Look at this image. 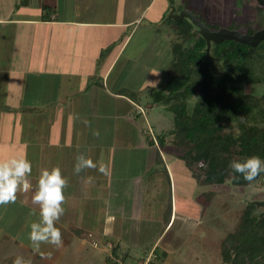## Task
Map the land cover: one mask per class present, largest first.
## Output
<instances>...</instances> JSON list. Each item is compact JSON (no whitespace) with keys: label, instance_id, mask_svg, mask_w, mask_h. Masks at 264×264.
Wrapping results in <instances>:
<instances>
[{"label":"crops","instance_id":"obj_1","mask_svg":"<svg viewBox=\"0 0 264 264\" xmlns=\"http://www.w3.org/2000/svg\"><path fill=\"white\" fill-rule=\"evenodd\" d=\"M170 1L174 12L189 9L184 0ZM16 8L14 14H0V159L26 154L32 188L19 191L15 203L0 205V227L10 220L9 211L32 206L41 169L58 166L68 186L59 219L64 221L56 226L76 227L66 230L68 237L86 240L79 228L99 226L101 238L112 240L110 228L118 230L126 217L159 222L161 197L158 209L171 210L158 243L179 215L173 191L170 207L164 198L174 189L177 158L160 156L157 139L171 128L156 132L154 123L158 112L170 111L152 101L172 64V56L159 62L177 29L172 23L169 30L164 20L169 0H26ZM150 112L155 119L148 118ZM80 153L97 168L103 165L105 173L94 168L74 174ZM89 176L94 180L86 185ZM13 236L0 245V264H13L16 254L31 250ZM114 259L110 262L118 264V256Z\"/></svg>","mask_w":264,"mask_h":264},{"label":"trees","instance_id":"obj_2","mask_svg":"<svg viewBox=\"0 0 264 264\" xmlns=\"http://www.w3.org/2000/svg\"><path fill=\"white\" fill-rule=\"evenodd\" d=\"M167 22L176 24L178 40L171 46L174 58L165 85L152 91V101L173 117L172 128L157 136L160 147L189 169L196 167L192 174L201 184L229 181L245 186L264 181V172L249 182L229 167L232 160L252 155L264 160V92L243 89L249 83H264V39L254 46L230 39L207 46L188 18ZM213 62L221 73L214 71ZM194 95L188 111L187 101ZM254 209L245 204L236 229L229 233L222 250L226 264H264V217L258 219ZM107 263L113 264L109 259Z\"/></svg>","mask_w":264,"mask_h":264},{"label":"rangeland","instance_id":"obj_3","mask_svg":"<svg viewBox=\"0 0 264 264\" xmlns=\"http://www.w3.org/2000/svg\"><path fill=\"white\" fill-rule=\"evenodd\" d=\"M20 1L0 0V14H3V16L14 14L13 12L22 9V7L20 9L16 8ZM189 1L184 0L189 10L213 27H227L244 33L253 26L262 25V19L260 20L257 16L259 14H261V18L264 16V8L260 5L257 6L253 0ZM14 7L15 9H13ZM25 10L26 12L29 11V9ZM168 14L169 11L164 20H169ZM172 23H167L168 28ZM170 28L172 29V26ZM170 28L169 30H171ZM177 32V29L175 33L173 31L172 43L178 40ZM142 35L145 36L146 33L140 34V36ZM135 42H138V40ZM171 51V48L169 51L162 50L159 62H167L171 56L170 62H173L174 57ZM211 66L216 73L222 72L218 64L213 62ZM243 89L247 93L259 95L264 92V83H249L244 85ZM196 97L194 95L188 99V111H191ZM154 114L150 112L148 118L151 119ZM156 117H158V120H154V123L158 126L155 128L156 132L162 126L172 128L173 117L171 112H158ZM153 119L155 118L153 117ZM159 149L161 151L160 156L161 154L164 155V159H167L169 155L176 157L170 152L164 151L161 147ZM173 163L174 189L172 187L171 189L168 188L164 198H166L167 207H170V201H172L170 200V194L173 191L174 211L177 207L175 212L179 215L173 219V224L167 233L164 232L158 243H154V240L164 228V222L169 217L171 210L169 208L162 212L161 209H158L161 204V197L158 198L155 213L157 214L155 215L156 218L160 220L159 222L142 221L141 217L138 216L133 219L126 217L124 225L118 230L117 228H110L116 237L112 240L101 238L102 227L99 226L84 232V228H79L82 230L79 237L86 240L68 237L66 230L73 229L72 231H74L76 227H58L62 233L63 245L60 248H54L51 245L43 244L39 252L33 251L28 238L30 224L39 220V212L36 213L35 211L36 214H32L37 207H34L35 204H31L32 206L26 209L19 205L21 209L15 208V211L11 213L9 211L10 217L8 218L10 220L6 221L2 228L0 227V245L5 241L4 237L6 235H14L13 237L16 239L26 242L31 250L26 253L24 258L30 260L31 264H42V262L44 264H55L56 261H60L59 264H108L107 260L115 261V256L119 258L117 260L118 264H147L149 262L155 264H226L222 258V250L229 240V233L236 229L239 216L245 209V203L241 201V198L263 199L264 181L250 183L245 186L233 185L229 181L201 184L192 174L196 167L189 169L179 158H174ZM170 165L169 167L172 170ZM162 189H165V187ZM127 208L129 209V206ZM10 210L13 211L12 206H10ZM261 210L263 208H255L253 213L257 214ZM188 220L190 221L188 222ZM58 221L63 223L64 220ZM92 237L96 239L92 240ZM10 245L12 246V244ZM112 249H115V253L111 256ZM59 256L61 260L56 259Z\"/></svg>","mask_w":264,"mask_h":264},{"label":"clouds","instance_id":"obj_4","mask_svg":"<svg viewBox=\"0 0 264 264\" xmlns=\"http://www.w3.org/2000/svg\"><path fill=\"white\" fill-rule=\"evenodd\" d=\"M93 134L99 136L98 131ZM229 167L234 173L241 174L246 181L251 182L264 172V160L257 155H252L241 160H232ZM94 168L102 174L106 171L103 165L97 168L89 156L83 153L76 156L74 174L78 175L85 169ZM31 172L32 165L26 154L0 159V205L15 203L19 191L27 193L32 188L27 178ZM93 180L94 178L89 176L85 184L91 185ZM67 186L68 179L62 176L58 166L41 169L36 190L32 195V203L39 206V220L30 224L28 236L33 251L39 252L43 244L54 248H60L63 245L62 233L56 226V222L65 211L62 205L65 203L64 190ZM32 214H36L35 210ZM13 264H31V261L26 260L22 254H16Z\"/></svg>","mask_w":264,"mask_h":264},{"label":"water","instance_id":"obj_5","mask_svg":"<svg viewBox=\"0 0 264 264\" xmlns=\"http://www.w3.org/2000/svg\"><path fill=\"white\" fill-rule=\"evenodd\" d=\"M256 2L259 5L264 6V0H256ZM169 7L170 9L168 18L173 20L188 18L198 28V32L205 40L207 46H210L211 43H219L226 39L235 40L254 46L260 40L264 39V25L250 34L242 33L239 30L230 29L227 27H219L218 29L212 30L205 21L201 20L197 14L193 13L189 9H182L178 13H175L170 0ZM241 201L247 205H252L257 209L263 208V210L258 212L257 216L258 219L264 217V198L250 200L244 197L241 198Z\"/></svg>","mask_w":264,"mask_h":264},{"label":"flooded vegetation","instance_id":"obj_6","mask_svg":"<svg viewBox=\"0 0 264 264\" xmlns=\"http://www.w3.org/2000/svg\"><path fill=\"white\" fill-rule=\"evenodd\" d=\"M256 4H257V6L259 5L257 2H256V0H253ZM260 7H261V5H260ZM263 8H264V6H262ZM260 20L262 19V26L264 25V16L261 18V14H259V16H257ZM243 33V32H242ZM244 33H246V32H244ZM253 33V32H252Z\"/></svg>","mask_w":264,"mask_h":264}]
</instances>
